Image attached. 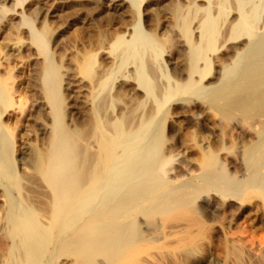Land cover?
<instances>
[{
  "label": "bare ground",
  "instance_id": "6f19581e",
  "mask_svg": "<svg viewBox=\"0 0 264 264\" xmlns=\"http://www.w3.org/2000/svg\"><path fill=\"white\" fill-rule=\"evenodd\" d=\"M27 1L0 0V32L20 18L0 59V264H264V0H134L163 38L131 37L133 0H50L41 29ZM65 15L122 28L72 64L49 48Z\"/></svg>",
  "mask_w": 264,
  "mask_h": 264
},
{
  "label": "rangeland",
  "instance_id": "374dc122",
  "mask_svg": "<svg viewBox=\"0 0 264 264\" xmlns=\"http://www.w3.org/2000/svg\"><path fill=\"white\" fill-rule=\"evenodd\" d=\"M43 2V3H42ZM132 2H134V0L132 1ZM30 3V4H29ZM51 3V4H50ZM171 0H164V1H162L161 2V5H160V8L161 9H163V8H165V7H169L170 5H171ZM42 4H44V10H43V13H42V16H40L37 20H36V23H35V26H36V28L37 29H41L42 28V24H43V22H44V20L42 19V18H44L43 17V15L45 16L49 11H50V9H51V6L50 5H52L53 4V2H51L50 0L48 1V0H28L25 4H24V6L23 7H27V10L28 9H30V8H36L38 5H42ZM166 4V5H165ZM145 5H146V3H143L142 5H138L137 3H135L134 2V5H132L131 4V7H128V9H127V11L128 12H130V13H132L133 15V17L132 18H130L129 19V21H130V27L129 28H131V37H133L135 34H134V32L135 31H137V30H139V31H144V34H147L146 36L148 37V38H151V37H153V35L155 36V35H157L158 34V37L159 38H163L162 36H163V31H161V33H157V32H155L156 31V25H155V22H153V17L152 16H148V17H146V16H144V9H145ZM136 6V7H135ZM17 11H18V13H20L22 10H20V9H16ZM48 11V12H47ZM134 12V13H133ZM143 12V13H142ZM29 13V12H28ZM140 15H142V16H140ZM87 16V17H86ZM140 16V17H139ZM164 15H162V17H163ZM82 17V18H81ZM97 17H95V16H91V15H84V16H80L76 21H74V22H71V20L69 19V16H63V17H61V18H58V19H54V18H47V20H48V22L50 23L49 24V26H50V28L53 30V34H54V38L52 39V42L49 44V48H50V50L52 51V53L54 52V53H56V54H58V56H60V57H62L63 58V56L65 55V57H67V58H69L70 57V59H71V61L72 62H70V63H75L76 61H74V60H77V59H80V57L83 55H81V53H84V47H85V44H86V47H87V49H88V47H89V51L91 52L92 50H95V52L97 51V44L95 43L96 42V39H97V37H96V35H98V33L99 32H101L102 30H108L109 28H110V30H115V31H117V30H120L121 28H122V25H120V24H117V23H115V24H113L112 26H109V25H107L105 22V20H104V18L102 19V18H98V19H96ZM12 19V20H11ZM164 18H162V20H163ZM70 20V21H69ZM38 21V22H37ZM67 21H69V22H67ZM105 21V22H104ZM98 22V23H97ZM18 24H20V18H18V17H16L15 18V16L14 17H9L7 20H6V26H5V28H4V30H3V32H0L1 34H0V59H2L3 58V56L5 55V54H12L13 53V51L11 50L10 51V49L12 48V46H13V44L15 45V39L14 38H16L17 36V28H16V26L18 27L19 25ZM94 24V25H93ZM15 26V27H14ZM137 26V27H136ZM64 27V28H63ZM80 27V28H79ZM83 29H82V28ZM16 28V29H15ZM120 28V29H119ZM140 29H142V30H140ZM86 30V31H85ZM16 32V33H15ZM86 33V34H85ZM136 33V32H135ZM82 34V35H81ZM134 34V35H133ZM160 34H162V35H160ZM79 35V36H78ZM81 35V36H80ZM128 38L127 39V41H130V40H132V38ZM59 38V39H58ZM77 39V40H76ZM59 40V41H58ZM59 43V45H58V43ZM77 41V42H76ZM90 41H91V43H93V41H94V43L93 44H91L90 43ZM114 41V42H113ZM113 41H109L108 42V47L110 48H108L109 49V51L108 52H110V50H111V54H115L114 55V57L116 56V54H118V52H117V44H115V40H113ZM87 43H89V44H87ZM110 43V44H109ZM95 44V45H94ZM77 45V46H76ZM93 45V46H92ZM57 48H56V47ZM83 46V47H82ZM113 46V47H112ZM11 47V48H10ZM56 49H55V48ZM59 48V49H58ZM61 48H62V50H61ZM82 48H83V50H82ZM94 48V49H93ZM3 49V50H2ZM79 49V50H78ZM6 50V51H5ZM7 50H9V52L7 53ZM83 51V52H82ZM60 54H59V53ZM64 52V53H63ZM78 52V53H77ZM3 53H4V55H3ZM64 55H63V54ZM92 53L94 54V51H92ZM17 56H16V55ZM14 55L15 56H13V57H9L10 58V60L7 62V61H5V58L3 59V61H5V62H3V67H2V69H4V70H2V73L4 74V73H6V72H9L10 70H14V72L16 73V71L18 72L19 70H22V68L24 67V63L23 62H25V61H23L24 59H22L21 57H20V55H18V53H15ZM80 54V55H79ZM96 54V53H95ZM3 55V56H2ZM73 55V56H72ZM69 56V57H68ZM148 56V55H147ZM146 56V57H147ZM20 57V58H19ZM76 57H77V59H76ZM112 57H113V55H112ZM8 58V57H7ZM6 58V59H7ZM151 58V54H149V59ZM98 59V60H97ZM115 59V58H114ZM151 59H153V58H151ZM150 59V60H151ZM163 59H165V57H162V58H160V60L161 61H159L160 62V64L159 63H157V65L159 64V66L157 67V65H156V62L154 63L152 60V62H149L150 64H148V65H150L149 66V68L152 70V72L153 73H156L157 72V74L159 73L160 74V72H158V70L159 71H161L162 70V64H161V62H163L164 60ZM95 60L96 61H98L99 62V57L97 56V58H95ZM149 60V61H150ZM164 63V62H163ZM97 64V63H96ZM99 64V63H98ZM97 64V65H98ZM96 65V67L98 68V66ZM120 66V63H118L117 65L115 64V66L112 68L111 67V69L113 70V71H117V69L118 68H120L121 70L124 68V69H126V68H128L127 66H121V67H119ZM152 65H153V67H152ZM132 66H134V65H131V67L129 66V68L128 69H126V70H123V71H121L122 73H120V75H124V76H128V75H131L132 73L134 74H132L133 75V77L132 78H134L136 75V73H134V71L136 70V68L134 67H132ZM116 67H118L117 69H116ZM160 67V68H159ZM15 68V69H14ZM110 69V70H111ZM111 70V71H112ZM112 71V72H113ZM115 71V72H116ZM118 71H119V69H118ZM110 72V71H109ZM129 72H130V74H129ZM132 72V73H131ZM136 72V71H135ZM110 74H112L111 72H110ZM128 74V75H127ZM131 75V76H132ZM22 76V75H21ZM20 76V83H22V84H26V82L24 81V76H22L21 77ZM110 76V75H109ZM109 76H108V78H109ZM107 78V79H108ZM162 78V77H161ZM108 80H110V79H108ZM24 81V82H23ZM106 83H107V85H106ZM104 85H103V88H105L104 90H103V95H105V98L107 99V101H108V99H109V101H112V99L114 98V91H113V88H114V84H113V81H111L110 80V82L108 81V82H106ZM110 83H112V84H110ZM106 85V86H105ZM110 85V86H109ZM162 85H165L163 82L160 84V86H161V88H163V86ZM109 88H108V87ZM112 87V88H111ZM165 87V86H164ZM110 89L112 90V91H110ZM106 91V92H105ZM105 93V94H104ZM112 93V94H111ZM108 96H107V95ZM113 96V97H112ZM109 97H111V98H109ZM81 103H74L72 106H74L75 107V109L73 110V114L76 116V117H79V109H80V105ZM112 104V103H111ZM134 104V105H133ZM143 106H145L144 104L143 105H139V103H132L130 106H129V112H131V110H132V112L131 113H133V114H135L136 116H139V115H141V113L144 111V109H143ZM148 106H149V104H148ZM141 107V108H140ZM132 108V109H131ZM142 111H139V109ZM147 108V107H146ZM136 110H138V113L136 112ZM137 114H136V113ZM28 119H29V117H28ZM15 122V119H13L12 120V124ZM30 126H29V125ZM25 125H28L29 127L28 128H26L27 130H28V132L30 131V134L32 135L31 136V138H28V139H26V142L25 143H27L28 144V147L29 148H31V151L32 152H34V150L36 149V147H37V145L39 144V143H37L38 141H37V125L34 123V122H26L25 123ZM30 128V129H29ZM35 133V134H34ZM36 139V141H35V139ZM33 139V140H32ZM25 140H23V142H24ZM29 141H30V143H29ZM29 144H31V146L33 147H31ZM180 158V157H179ZM182 167H184L185 168V166L183 165ZM1 201H0V206H2V207H4V205H5V199H3V198H1L0 199ZM4 200V201H3ZM0 237L1 236H3V234H4V228H2V225H1V223H0Z\"/></svg>",
  "mask_w": 264,
  "mask_h": 264
}]
</instances>
